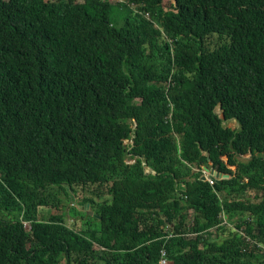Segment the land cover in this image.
Returning a JSON list of instances; mask_svg holds the SVG:
<instances>
[{
    "label": "trees",
    "instance_id": "trees-1",
    "mask_svg": "<svg viewBox=\"0 0 264 264\" xmlns=\"http://www.w3.org/2000/svg\"><path fill=\"white\" fill-rule=\"evenodd\" d=\"M162 250L264 264V0H0V264Z\"/></svg>",
    "mask_w": 264,
    "mask_h": 264
},
{
    "label": "rangeland",
    "instance_id": "rangeland-1",
    "mask_svg": "<svg viewBox=\"0 0 264 264\" xmlns=\"http://www.w3.org/2000/svg\"><path fill=\"white\" fill-rule=\"evenodd\" d=\"M47 1H51V0H47ZM166 7H169V5L167 4V6ZM121 16V15H120ZM216 111L218 112V114L219 115H221V113H220V109L217 107L216 108ZM229 126H233L234 127V125H233V123H231V124H228ZM126 143H128L127 141H126ZM239 159H245V157H238ZM230 169H232L233 170V168L232 167H230ZM210 174V172H204L203 173V175L204 176H206V175H209ZM202 175V176H203ZM217 179V178H216ZM69 206H75L77 209H79V210H81L82 212L84 211V210H87V212H89V208H88V205H85V206H78V203L74 200H71L70 202H69ZM67 210H69V208L67 209ZM91 211V210H90ZM92 212V211H91ZM39 213H40V210H39ZM66 215H67V217H68V219H73L70 215H69V213L67 212L66 213ZM90 215H93V212L92 213H90ZM75 218H79L80 219V223L81 224H85V222H86V218L85 217H83V216H79V215H77ZM83 218V219H82ZM70 219V220H71ZM74 220V219H73ZM78 222H79V220H78ZM24 228H25V230L27 231V232H29V230H30V224L29 223H24ZM61 257V256H60ZM59 257V258H60ZM72 260H70V262H71Z\"/></svg>",
    "mask_w": 264,
    "mask_h": 264
},
{
    "label": "built area",
    "instance_id": "built-area-1",
    "mask_svg": "<svg viewBox=\"0 0 264 264\" xmlns=\"http://www.w3.org/2000/svg\"><path fill=\"white\" fill-rule=\"evenodd\" d=\"M213 179H214V178H212V177H210V176H207V177H206V180H207L210 184L213 183ZM161 255H162V256L160 257V259H159V261H158V264H168L169 261H168V259L164 256V255H165L164 250L161 251Z\"/></svg>",
    "mask_w": 264,
    "mask_h": 264
},
{
    "label": "water",
    "instance_id": "water-1",
    "mask_svg": "<svg viewBox=\"0 0 264 264\" xmlns=\"http://www.w3.org/2000/svg\"><path fill=\"white\" fill-rule=\"evenodd\" d=\"M223 116V115H222ZM210 174L212 175V176H214L215 178H217V179H221L222 177H223V174L221 173V172H218V171H216V170H214L213 168H210ZM201 179L202 180H205V176L203 175V176H201ZM89 214L90 213H92L90 210H89V212H88Z\"/></svg>",
    "mask_w": 264,
    "mask_h": 264
},
{
    "label": "crops",
    "instance_id": "crops-1",
    "mask_svg": "<svg viewBox=\"0 0 264 264\" xmlns=\"http://www.w3.org/2000/svg\"><path fill=\"white\" fill-rule=\"evenodd\" d=\"M231 123H233L234 127H236L238 125L237 122L234 119H231V120H228V121L225 122V124L227 126H229L228 124H231ZM230 127L234 128L233 126H230ZM212 177H214V176H212Z\"/></svg>",
    "mask_w": 264,
    "mask_h": 264
},
{
    "label": "clouds",
    "instance_id": "clouds-1",
    "mask_svg": "<svg viewBox=\"0 0 264 264\" xmlns=\"http://www.w3.org/2000/svg\"><path fill=\"white\" fill-rule=\"evenodd\" d=\"M146 171H148V170H146ZM207 176H210V177H212V176H211V174H209V175H206V176H205V180H206V177H207ZM212 178H215V177H212ZM168 261H169V260H168Z\"/></svg>",
    "mask_w": 264,
    "mask_h": 264
}]
</instances>
